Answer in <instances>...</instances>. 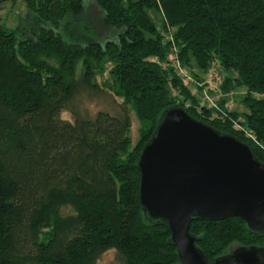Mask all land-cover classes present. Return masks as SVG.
Returning <instances> with one entry per match:
<instances>
[{"label": "trees", "instance_id": "1", "mask_svg": "<svg viewBox=\"0 0 264 264\" xmlns=\"http://www.w3.org/2000/svg\"><path fill=\"white\" fill-rule=\"evenodd\" d=\"M22 1L30 34L0 16V264H99L110 251L123 264H178L169 227L141 204L138 161L162 113L180 106L264 164V0H97L118 33L86 44L63 28L86 0ZM173 44L195 82L170 58ZM215 61L238 75L209 86L203 73ZM237 88L244 112L229 104ZM107 89L123 99L115 113L80 107L79 93ZM190 233L210 261L234 245L264 248V233L237 217L193 219Z\"/></svg>", "mask_w": 264, "mask_h": 264}, {"label": "water", "instance_id": "2", "mask_svg": "<svg viewBox=\"0 0 264 264\" xmlns=\"http://www.w3.org/2000/svg\"><path fill=\"white\" fill-rule=\"evenodd\" d=\"M138 165L141 204L169 227L178 264H264V248L254 246L210 261L190 233L193 219L232 217L264 233V164L248 144L175 106L162 113Z\"/></svg>", "mask_w": 264, "mask_h": 264}, {"label": "rangeland", "instance_id": "3", "mask_svg": "<svg viewBox=\"0 0 264 264\" xmlns=\"http://www.w3.org/2000/svg\"><path fill=\"white\" fill-rule=\"evenodd\" d=\"M0 16L4 22L10 27L17 29L19 32L31 33L34 19L22 0L5 3L0 9ZM152 18L160 27L163 26L164 19L162 15L153 12ZM63 28L67 34V39L81 44H86L92 40L102 41L108 38H114L116 33H118L115 28L107 24L105 14L97 3V0H86L85 12L79 16L68 14L63 23ZM228 75L235 77L238 73L233 68H224L219 61H215L210 70L207 73H203V77L209 81L208 85L211 87L220 86L222 80ZM109 79L110 75L108 72L97 77L99 84L105 88L107 87L106 83L109 82ZM204 91L208 93L207 89H204ZM245 92V88H237L229 94V104L233 109L240 112L247 110L242 102ZM257 95L261 96L259 94ZM211 97L216 99L217 96ZM77 101L81 104L80 107L83 110L90 114H95L102 109L115 113V107H117L118 104L120 105L123 99L107 89V91L103 93H98L96 90L89 92L84 90L79 93ZM62 117L70 120L73 119L72 113L67 110L62 112ZM132 120L131 134L133 144H136L140 137V122L134 112H132ZM238 248V245H234L229 253H233ZM99 264H123V262L115 251H110L101 257Z\"/></svg>", "mask_w": 264, "mask_h": 264}, {"label": "built area", "instance_id": "4", "mask_svg": "<svg viewBox=\"0 0 264 264\" xmlns=\"http://www.w3.org/2000/svg\"><path fill=\"white\" fill-rule=\"evenodd\" d=\"M173 43H174V37L173 35L170 34V36L168 37ZM174 62L175 65L179 71V73L184 76L185 80L188 82H195V78L191 75V73L189 72V70H187L185 67H183L179 61L178 58V49L176 47L175 44H173L172 48H171V57H170ZM205 98L209 99L212 103L214 102V99L211 98L207 93H205Z\"/></svg>", "mask_w": 264, "mask_h": 264}]
</instances>
